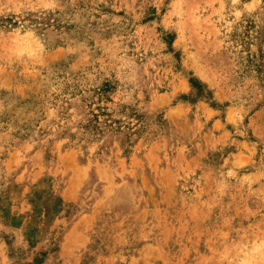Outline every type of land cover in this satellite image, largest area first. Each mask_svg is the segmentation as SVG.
Instances as JSON below:
<instances>
[{"label": "rangeland", "instance_id": "1", "mask_svg": "<svg viewBox=\"0 0 264 264\" xmlns=\"http://www.w3.org/2000/svg\"><path fill=\"white\" fill-rule=\"evenodd\" d=\"M0 264H264V0H0Z\"/></svg>", "mask_w": 264, "mask_h": 264}]
</instances>
